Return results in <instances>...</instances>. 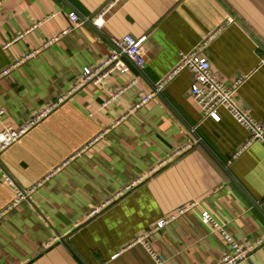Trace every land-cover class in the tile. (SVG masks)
Returning a JSON list of instances; mask_svg holds the SVG:
<instances>
[{"label": "crops", "instance_id": "obj_1", "mask_svg": "<svg viewBox=\"0 0 264 264\" xmlns=\"http://www.w3.org/2000/svg\"><path fill=\"white\" fill-rule=\"evenodd\" d=\"M104 9L100 27L95 20ZM72 10L83 19L62 35L73 25ZM221 25L207 49L212 72L226 83L243 77L234 98L264 121V0H0V72L35 52L0 78V132L23 126L66 94L85 68L101 66L115 52L113 36H147L143 72L123 56L119 68L79 89L1 153L0 208L17 187L30 188L107 130L0 220V264H157L137 240L189 204L146 239L164 264H211L229 248L227 236L244 245L264 239L263 142L234 159L250 132L224 108L220 120L205 116L187 71L131 111L180 52ZM204 212L225 234L205 222ZM240 264H264V246Z\"/></svg>", "mask_w": 264, "mask_h": 264}, {"label": "built area", "instance_id": "obj_2", "mask_svg": "<svg viewBox=\"0 0 264 264\" xmlns=\"http://www.w3.org/2000/svg\"><path fill=\"white\" fill-rule=\"evenodd\" d=\"M106 11L107 9H104L100 12L98 18L95 20L96 25L100 27L102 26L103 21L100 23L99 20H103L105 18ZM69 16L73 25H71L72 27H69L67 30H65L62 35L73 30V28L80 24L83 19L77 10H72L69 13ZM234 22V16L229 15L226 18L227 24H232ZM223 27L224 25H221L216 30L208 34L193 49L189 51L180 52L178 62L172 67L169 72H167L163 76L160 82L155 85L154 91L149 95L141 97L138 104H136L131 111H135L146 103H148L157 94H160L172 80L178 77L181 73L187 71L194 78V82L191 87L192 96L196 103L199 105V107L202 109L205 116L220 120L221 117L218 114V110L224 108L232 114V116L236 119L238 123L248 129V131L250 132V137L247 142L234 154L235 159L243 152L244 149L247 148L249 144L256 141L264 143V121H258L254 119L251 115L250 110L240 108L237 103V100L234 98V93L238 90L240 84L244 80L243 77H240L233 82L226 83L223 80L217 78L212 72L211 62L208 57L207 49L210 43L215 39L216 35ZM59 39L60 36H55L51 38L43 46V48L52 45L55 41ZM111 40L115 45V52L101 66L95 68H85L82 78L78 80L66 94L48 103L39 112L32 116L30 120L23 126L19 128L8 127L2 132H0V155L5 149H7L13 143L18 141L22 136H24L35 124L47 117L62 103H64L67 99L73 96L79 89H81L90 82L102 80L105 77L107 70L111 71L112 68H119L120 61L123 56L127 57L142 72L144 71L146 66V57L144 54V44L147 40L146 35L136 37L132 34H125L123 36H113ZM34 54L35 52L27 54L24 58L12 63L9 67L3 69L0 72V78L8 75L14 68L20 66L22 63H24L26 59H29ZM125 90L126 88H122L116 92L111 93L110 100L117 98ZM104 105H106V103ZM2 114L3 110L0 111V116ZM106 133L107 130L101 132L92 140L86 142L76 152H74L69 157L60 162L51 170L49 174H47L44 178L40 179L36 184L32 185L30 188L22 189L17 187L11 200L0 208V220L13 209H15L22 201L30 198L31 195L37 189H39L44 184V182H46L47 179H49L55 173L70 164L71 161L81 156L91 145L96 143L99 139L103 138ZM188 148H190V145L177 149L176 152L172 154L169 158L161 161L156 167H154L152 169V172H156L159 168H163L168 163H170L174 159V157L184 153ZM4 178L8 183H13V179L9 174L4 173ZM142 180L143 177H140L138 180L127 186L123 191H120L117 194L116 198L123 195L125 191L134 188L136 185L141 183ZM116 198L111 199L107 202V204ZM105 206L106 204L103 205V207ZM192 206L193 204H189L181 207L176 215L161 220L157 226L149 230L146 235L142 236L137 240V242H144L146 248L155 258L157 264H164V260L151 248L149 242L146 239L152 234H154L157 230L163 228L171 221L176 219L178 216L186 213ZM101 210V207L94 208L91 211L89 217L97 214ZM203 217L206 223L218 226V229H220L221 232L225 234L220 223L212 214H210L209 212H204ZM227 241L229 243V248L220 256L218 260L211 264H240L248 260L252 255L258 252L264 246V239H258L252 244L248 245L241 244L238 240H235L230 236H227Z\"/></svg>", "mask_w": 264, "mask_h": 264}]
</instances>
